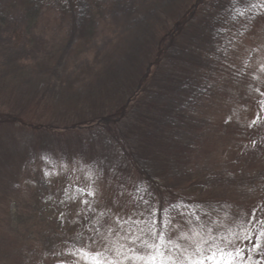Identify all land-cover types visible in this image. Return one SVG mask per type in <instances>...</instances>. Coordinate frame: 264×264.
Here are the masks:
<instances>
[{
  "label": "rangeland",
  "instance_id": "rangeland-1",
  "mask_svg": "<svg viewBox=\"0 0 264 264\" xmlns=\"http://www.w3.org/2000/svg\"><path fill=\"white\" fill-rule=\"evenodd\" d=\"M253 1V9L247 7L244 12L247 18L262 15L264 11V0ZM194 2L128 0L120 7L113 5V0H95V4L103 5L98 23L87 20L88 6L81 3L76 20L57 19L52 24L47 16L40 19L36 0H0V24L4 28L7 26L4 17L14 16L18 21L22 16L20 12L24 13L29 38L27 57L33 58L22 65L27 68L21 75L27 82L25 85L18 87L0 75V114L15 113L33 125L26 127L27 130L35 131L33 135L19 126L8 127L5 137L14 143L13 149H18H0H5L0 159L3 155L10 158L6 171L0 175L16 182L12 189H8V182H0V217L8 215L4 222L8 227L4 225L2 230L4 235L12 236L8 241L11 247H24V253L32 256L30 260L26 257L28 262H22L17 261V256L9 257L4 252V255L0 253V264H77L74 257L61 253L81 246L103 252L105 260L133 264L132 260L125 259L130 245L123 237L133 236L134 230L138 236L149 230L153 234L171 235L173 243L183 252H174L176 264L181 261L188 264L185 257L199 259L198 247L203 249L204 256L211 255L205 241L212 240L223 247L222 237L247 249L242 264H264V247L260 251L252 250L253 243L264 246V225L256 222L264 219V112L257 103L264 100L260 95L264 93V39L257 46L251 66L247 67L251 73L245 72L241 53L238 61H234L236 69L243 70L240 74L248 75L240 81L226 79L225 86L222 80H217L210 90L201 94L191 90L192 96L190 92L184 95L183 102L181 97L150 96L157 110L165 102L170 103L158 122L153 108L144 111L142 118L127 112L118 130L133 133L144 128L146 122L152 124L148 127L152 131L148 133L159 134L158 142L154 141L157 147L151 152L155 153V163L145 162L144 173L160 178L161 190L178 189V203L159 208L158 220L145 217L141 225L130 226L128 231L121 229L114 245L108 242L89 245V239L95 234V225H91L90 220H104V216L111 214L105 200L123 187L119 184L130 172L123 152L133 146L132 143L127 146L124 139L116 142L97 124L121 110L133 94L129 86L137 72L132 75V70L126 69L121 74L122 68L117 66L116 59L128 42L124 63L130 66L137 61L147 62V53L148 62L154 61L158 42L173 27L183 7ZM15 9L19 13L15 14ZM36 21L40 24L34 27ZM198 27L200 25L192 29ZM197 31L210 40L219 36V32L208 28ZM192 34L190 31L183 34L180 44L184 51L176 37L172 51L162 61V76L168 69L167 64H175L173 69L181 64L179 58L184 52L192 72L213 66L216 53H212L210 60L201 58L202 53L206 55L210 49L206 51L204 43L194 40ZM135 36L143 39L140 46L133 40ZM1 38L3 40V36ZM245 46H240L242 53ZM225 51L217 52V60L223 62L225 71H233L228 50ZM235 53L238 52L234 49ZM173 72L175 70H170L168 74ZM92 86L95 88L90 91ZM254 120L257 123L250 127ZM159 143L162 152L156 154ZM44 147L47 154L41 149ZM41 152L44 158L38 162ZM46 172L50 174L45 175ZM137 179L131 177L128 185L134 189ZM81 182L87 192L95 193L87 199L93 211L81 203L85 199ZM146 193L149 196V192ZM149 202L151 209L154 204L151 199ZM101 208H105L102 215L99 214ZM152 210L154 212L155 208ZM145 211L142 209L143 216L149 215ZM169 220L174 221L170 226ZM247 220L253 223H246ZM245 229L248 235L258 239L243 240ZM32 246L33 252L28 249ZM78 264L86 262L81 259ZM204 264H212V261L206 259Z\"/></svg>",
  "mask_w": 264,
  "mask_h": 264
},
{
  "label": "trees",
  "instance_id": "trees-1",
  "mask_svg": "<svg viewBox=\"0 0 264 264\" xmlns=\"http://www.w3.org/2000/svg\"><path fill=\"white\" fill-rule=\"evenodd\" d=\"M126 1L128 2V0H113V5L117 4L120 7H124ZM36 2L40 19L47 16V19L51 20L52 24H54L57 19L61 20L62 22L66 19L76 20L77 12L81 3H85L88 6L87 20H92V23H98L100 20V9L101 6H103L99 3L95 4V0H36ZM227 2L229 3L226 7ZM253 2V0H195L193 5L189 7H183V11L181 12V15L178 16L177 21L173 23V27L169 30L166 36L163 37L162 41L158 42L159 45L157 48L159 49L154 61L151 60V62H148L149 53H147V62L138 63L137 61L134 65L132 64L130 66L128 62L124 63V54L128 52L127 47L130 46L127 45L128 42L122 49V52L118 55L119 57L116 59L115 63L118 64V67L122 68L120 69L121 74L126 71V69L132 70V75L134 72H137V77L132 76L133 83L129 86V90L133 91V94L132 96L129 95L130 98H128L126 101L127 103L124 104V106H121V110L115 112L113 115L101 119L97 124L104 134L112 136L111 138L115 139L116 142H119L120 140L122 141L124 139L127 143V146L128 144L130 145L132 143L131 145L133 146H129V149L123 152L125 155L124 161L128 163L127 166L130 172L119 184V186L121 185L123 187H116V189H119L115 190L114 194L105 200V205L111 208V214L107 217L104 216V220L98 219L95 221L93 218L90 220V224L95 225V229L93 230L95 234L91 237L95 240V243L101 244L103 242H108L114 245L118 242L115 237H117V233L121 229L128 231L130 226H139L143 220H146L145 217H147L148 220H158L160 218L158 214L159 208H168L178 203V195L176 192L178 189L175 190V188H164L161 190V187L159 186L161 179L152 176L149 173H144L145 162L148 163L153 161V163H155V158H153L155 153L152 155L151 152L153 151V148L156 149L157 147V144L154 145V141L156 140V142H158L157 137H159V134L153 132L148 133L152 131V129L148 128L152 124L148 125L145 122L143 124L144 128L141 130H136L133 133L128 132L129 130L127 129L126 132L124 130L121 131L122 129L118 130V124L121 122L122 118L127 115V112H129V115L142 118L143 112H146V110L150 108L156 109L154 117H156L158 122L162 117V111L169 107L170 103L165 102L166 104L157 110V105L153 103V101L150 99V96H159L160 94H163L164 98L169 99L181 97L180 100L183 102L185 99L183 98L184 95H187L191 90H195L193 93L197 92L201 94L204 91L206 92L207 90H210V88L217 83V80H222L221 82L226 86V79H228V81H233L232 79L240 81L243 77H247L248 75L240 74V71L243 70H237L236 65L234 66V61H238L237 57H240L241 53L243 57L242 64L246 68L245 72L251 73V70H247V67L251 66V62L255 59L257 46L259 45V42H263L264 39V11L262 12V15H258L256 17L254 16L255 18H247L246 14H244L247 7L253 9ZM212 4L219 5L216 7ZM13 11H15V14L19 13V11L16 9ZM233 11L234 14L232 13ZM20 14L22 16L19 17L18 21H15L14 16H11L10 19L4 17L3 19L6 20L5 23L7 24L6 28L3 27V24H0V34L1 37L3 36V40L0 37V73H2L0 75L4 76V79H9L12 84L17 85L18 87H21L27 83L25 79L21 78V75L26 72L27 69L22 65L33 59L27 57L26 49L27 45L29 44V38L28 36L26 37L27 30L25 27L24 13L20 12ZM141 15L143 14L141 13ZM39 24L40 23L36 21L33 26L37 27ZM196 25H200V27L192 29ZM199 28L216 30L219 32V36L213 38V40H210V37H204L200 31H197ZM187 31H190V35L195 32L192 34L193 39L202 41L206 47V51L210 49L206 55H203L205 53L203 52L201 58L210 60L212 53H216L217 56H215V59H213V66L211 68L205 69L201 67V70H194V72H192L190 69L191 65L189 63L187 64L185 61L186 58L184 52V55L179 58L181 64L178 63L179 66H177L176 69H173L175 64H167L168 69L162 76V61H164L167 58L169 52L172 51V47L177 36L178 43L180 45L179 47L184 51V47L183 45L181 47L180 41L183 37V34L185 35V32ZM260 35H262L261 38H259ZM134 38L133 40L136 42V44L138 43V46H140V44L143 42V39L139 38L138 36H135ZM1 43L6 44L3 46ZM228 45L230 47H227ZM242 45H246L244 53L241 52L240 46ZM234 49L238 53L233 54ZM224 50H228V58H230L232 61L231 67L234 68L233 71H229L230 73L224 70L223 62L217 60L219 59L217 52H224ZM136 53L138 56L140 55V51ZM194 66L198 67L199 65ZM170 70H175V72L168 74ZM178 70L180 73H177ZM190 75L193 76L189 77ZM127 81H129V78ZM94 88L95 87L92 86L90 91ZM190 94L192 96L191 92ZM169 115L170 114H168V116ZM12 126H19L21 130L25 128L23 130L24 132H32L33 135L35 133V131L26 129V127L30 128L33 125L30 122L27 123V121H23L19 115L11 112L5 114L1 113L0 149L7 147L11 148L12 151L13 147H15V145H13L14 143L9 142L11 139H9V137H5L8 127ZM115 130L116 132L113 133ZM128 137H130V139H128ZM15 138L16 137H14V139ZM26 138H28V136ZM142 139H147V141L142 142ZM138 142H140L141 145H138ZM124 145L125 142L122 143V146ZM161 148L162 146L159 143L156 154L158 151L162 152ZM17 149L18 147L13 150L16 151ZM41 149L45 154L48 153L45 147ZM4 151L5 149L0 151V155L3 154ZM9 152V150H6V153ZM37 152H40L39 148H37ZM43 152L39 153L41 158L38 160V162L43 160ZM159 160L160 159H158V161ZM9 161V157H6L5 155L2 156V159H0V174L3 171H6L5 166L9 163ZM131 177L138 178V182L136 181L135 184H133L135 187L134 189L128 185V183L130 184V182H132ZM4 181L8 182V189H12V187H14L16 184V182L14 183V180H5L0 175V182L2 183ZM17 183H20V181H17ZM166 184L167 183H165V186H168ZM79 185L84 190V198L88 199L90 196H87L88 192L84 188L85 184L81 182ZM193 187H195V184ZM120 189L121 191L118 192ZM146 191L149 192V196ZM141 196H143L144 201L147 203L141 201ZM150 199L153 202L152 204H154L153 208H155V210L153 212V208H151V213H149V215L145 213L143 216L142 209H148L149 207H152V205H149ZM7 204L9 203L7 202ZM104 210L105 208H101V210H99V214H104ZM117 217H121L123 218V221L127 222L123 223V226H121L117 220ZM130 217L131 219H129ZM6 219L8 220V215L3 214V216L0 217V253L4 255L5 252L9 257L17 256V261L21 260L22 262H28L25 260L26 257H28L27 259L30 260L32 256H30V253H24L26 248L18 247V245L11 247V245H9L8 241L12 239V236L4 235L2 230L4 225L8 227V224L4 223ZM133 221H138V223L133 224ZM132 235L138 236L135 230L133 231ZM28 249L33 252L35 248L32 246ZM32 262L33 261L31 260V263Z\"/></svg>",
  "mask_w": 264,
  "mask_h": 264
},
{
  "label": "snow or ice",
  "instance_id": "snow-or-ice-1",
  "mask_svg": "<svg viewBox=\"0 0 264 264\" xmlns=\"http://www.w3.org/2000/svg\"><path fill=\"white\" fill-rule=\"evenodd\" d=\"M259 91V90H257ZM261 96H264V93H260ZM261 112H264V100L257 101ZM257 122L254 120L252 125H255ZM50 173H45V175H49ZM94 192H88L87 196H94ZM141 201H144L143 196L140 197ZM88 205L89 211H93L91 205L87 199L81 201ZM149 213H151V209H146ZM63 215V214H62ZM253 217L255 218V211L253 212ZM131 219V217L129 218ZM118 222L123 226V223L127 221H123V218L117 217ZM264 225V219H260L256 221ZM138 223V221H133V224ZM174 221L169 220L168 225L170 226ZM246 223H253V220H247ZM245 234L243 235V240H254L258 239V237H253L247 234L246 229L244 230ZM128 241L130 247H128L127 251L129 255L125 257V259L132 260L133 264L136 262H142V264H176L174 258V252L181 251V248L178 245H175L172 241L171 235H165L163 232L159 233H149L142 236H125L123 237ZM223 243V247L220 246V243H217L212 240H206L205 243L209 245V250L211 251V255L204 256L203 249L198 247L197 252L201 253L199 259H193L191 257H185L188 259V264H204V261L210 260L212 264H242L244 261V253L247 251L244 247L235 246V241L230 240L226 237L220 238ZM95 240L90 238L89 245L94 244ZM107 246L105 245V248ZM121 247H124L121 245ZM261 244L253 243L252 250L260 251L262 249ZM181 254L183 252L181 251ZM264 254V253H262ZM61 255H71L74 257L75 261L78 262L82 259L86 262V264H117L115 260H105L104 254L101 251H91L86 246L81 247H73L69 251L65 253H61ZM122 264V262H121ZM180 264H183L181 261Z\"/></svg>",
  "mask_w": 264,
  "mask_h": 264
}]
</instances>
